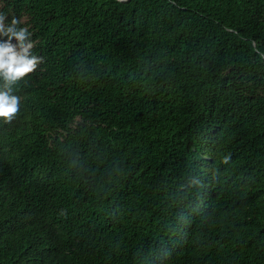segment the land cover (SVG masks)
<instances>
[{"label": "trees", "instance_id": "obj_1", "mask_svg": "<svg viewBox=\"0 0 264 264\" xmlns=\"http://www.w3.org/2000/svg\"><path fill=\"white\" fill-rule=\"evenodd\" d=\"M0 14L43 57L0 120V264H264V0Z\"/></svg>", "mask_w": 264, "mask_h": 264}, {"label": "clouds", "instance_id": "obj_2", "mask_svg": "<svg viewBox=\"0 0 264 264\" xmlns=\"http://www.w3.org/2000/svg\"><path fill=\"white\" fill-rule=\"evenodd\" d=\"M6 19L0 14V120L11 123L20 112L16 86L37 70L43 57L33 54L34 41L28 27H19L21 21L16 17L10 23ZM229 159L225 156L222 163L227 164Z\"/></svg>", "mask_w": 264, "mask_h": 264}]
</instances>
